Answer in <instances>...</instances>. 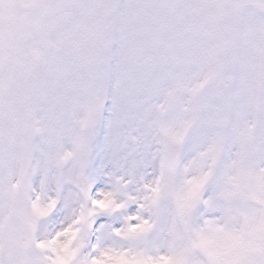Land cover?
Instances as JSON below:
<instances>
[{"label":"snow or ice","instance_id":"6c2138e0","mask_svg":"<svg viewBox=\"0 0 264 264\" xmlns=\"http://www.w3.org/2000/svg\"><path fill=\"white\" fill-rule=\"evenodd\" d=\"M0 264H264V0H0Z\"/></svg>","mask_w":264,"mask_h":264}]
</instances>
